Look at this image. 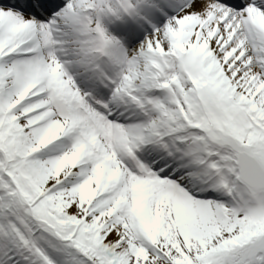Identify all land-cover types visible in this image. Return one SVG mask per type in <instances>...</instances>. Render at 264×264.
Returning a JSON list of instances; mask_svg holds the SVG:
<instances>
[{
	"label": "snow or ice",
	"instance_id": "obj_1",
	"mask_svg": "<svg viewBox=\"0 0 264 264\" xmlns=\"http://www.w3.org/2000/svg\"><path fill=\"white\" fill-rule=\"evenodd\" d=\"M0 264H264V0H0Z\"/></svg>",
	"mask_w": 264,
	"mask_h": 264
}]
</instances>
